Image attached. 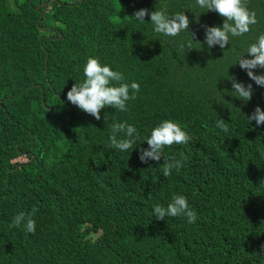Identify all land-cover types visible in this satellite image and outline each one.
<instances>
[{
    "label": "trees",
    "instance_id": "trees-1",
    "mask_svg": "<svg viewBox=\"0 0 264 264\" xmlns=\"http://www.w3.org/2000/svg\"><path fill=\"white\" fill-rule=\"evenodd\" d=\"M41 1L0 0V264H264V124L247 120L264 111V86L236 62L264 33V0H247L258 23L225 49L205 43L223 17L195 0ZM141 8L184 12L189 32L156 33L150 15L130 18ZM89 57L140 85L127 112L108 106L96 120L67 100ZM231 77L252 84L249 101L233 96ZM165 119L192 140L142 162ZM124 121L139 133L131 152L110 145ZM170 160L183 167L164 177ZM176 195L195 223L155 218ZM33 207L34 234L10 227Z\"/></svg>",
    "mask_w": 264,
    "mask_h": 264
},
{
    "label": "clouds",
    "instance_id": "clouds-1",
    "mask_svg": "<svg viewBox=\"0 0 264 264\" xmlns=\"http://www.w3.org/2000/svg\"><path fill=\"white\" fill-rule=\"evenodd\" d=\"M195 2L203 10L201 12L215 11L223 17L222 26H205V43L209 49L214 45H219L221 49H225L230 36H243L251 31L252 25L258 23L256 12L248 8L247 0H195ZM37 5L35 8L40 6L37 7ZM41 11L43 12V9ZM146 15H150V22L156 33L176 37L184 31L189 32L190 21L184 12L169 15L166 9L154 10L149 13L147 9L141 8L135 11L130 18L143 22ZM187 48H191V46L189 45ZM244 53H249L251 58H245ZM244 53L238 54L236 62L239 63L241 69L247 72L248 77L256 85L264 86V73L255 74L253 72V69L264 68V33L259 34L256 41L251 43ZM83 72L85 76L83 82L73 83L66 93L69 102L92 115L96 120L101 119V109L108 106L121 112L129 110L127 102L135 100L140 89L137 82L125 83V77L122 73L114 71L107 64H102L96 57L87 59ZM230 80L234 92L233 96L244 102L249 101L252 95V84L245 85L238 82L234 77H231ZM247 120L249 123L254 120L256 125L264 124V111L256 106L251 115L247 116ZM216 127L224 133L230 131L228 124L222 118L216 122ZM138 136L137 128L127 121L116 123L111 128L110 145L122 152L129 150L131 152L136 147L134 145H136ZM144 140L147 141L149 147L140 149L139 159L147 163L149 159L159 161L163 157V151L166 147L173 144H188L192 137L182 129L178 122L165 119L153 127L150 135ZM182 167L183 160L164 161L161 172L164 177H168L172 174L173 169L179 171ZM37 211L38 209L33 207L29 214L18 213L13 217L10 227H21L23 225L28 233L34 234L36 222L31 217ZM153 215L159 220H165L166 216H182L189 223H195L197 219L196 212L189 206L187 198L183 195L174 196L166 207L159 204L155 205Z\"/></svg>",
    "mask_w": 264,
    "mask_h": 264
},
{
    "label": "water",
    "instance_id": "water-1",
    "mask_svg": "<svg viewBox=\"0 0 264 264\" xmlns=\"http://www.w3.org/2000/svg\"><path fill=\"white\" fill-rule=\"evenodd\" d=\"M41 3L43 4L42 7H44V5H45V0H42ZM39 5H40V3H38L37 7H38ZM40 12L42 13V11H40ZM41 13H40V15H41Z\"/></svg>",
    "mask_w": 264,
    "mask_h": 264
}]
</instances>
